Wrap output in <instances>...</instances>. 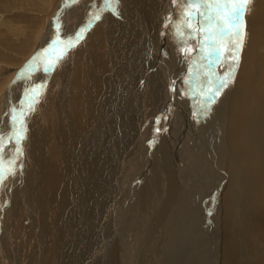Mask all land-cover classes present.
I'll list each match as a JSON object with an SVG mask.
<instances>
[{
  "label": "bare ground",
  "instance_id": "1",
  "mask_svg": "<svg viewBox=\"0 0 264 264\" xmlns=\"http://www.w3.org/2000/svg\"><path fill=\"white\" fill-rule=\"evenodd\" d=\"M64 2H70L65 14L76 9L69 30L75 32L83 18L86 26L80 28L73 44L81 42L71 49L61 74L53 75L47 90L61 80V93L52 95V90V97H47L45 107L36 109L32 122L30 116L25 119L29 136L21 148L27 157L25 191L41 220L36 238L47 241L50 264H68L62 243L71 238L72 223L75 243L85 242L84 216L72 218L68 213L74 200H82L93 218L96 209L103 212L107 206L97 201L100 166L107 163L115 172L152 139L164 153L170 143L172 157L178 158V177L171 186L176 187V194L183 187L186 200L183 215L189 222L183 223L182 248L208 228L212 251L203 252L202 261H198L199 253L198 264L212 260L213 264H264V0H252L245 11L242 39H237L234 29L229 31L225 15L217 16L216 0H152L151 8L142 6L141 13L138 9L131 13L135 23H144L149 43L141 33L109 18L89 24L87 13L97 10L93 0H39L37 10L44 13L45 22L53 17L59 20ZM1 15L0 24L4 23ZM41 34L38 47L31 51L37 50V57L52 38L50 30ZM156 60L157 70L148 75ZM228 74L231 79L221 87ZM12 77L0 88V98L6 97L5 89L6 93L11 90ZM171 109L178 115L177 131L165 137L162 122ZM39 110L46 111V121H41ZM14 118L12 111L0 118V135L7 139L15 132L13 143L20 128L12 124ZM152 122L154 135L148 131ZM13 143L0 145L2 157ZM170 202L162 206L165 211ZM51 228L47 236L45 231ZM27 239L17 244L21 263L32 264L30 250L38 239L34 243ZM201 246L198 242L192 253ZM4 256L0 250V264ZM179 257L177 250L172 260Z\"/></svg>",
  "mask_w": 264,
  "mask_h": 264
},
{
  "label": "rangeland",
  "instance_id": "2",
  "mask_svg": "<svg viewBox=\"0 0 264 264\" xmlns=\"http://www.w3.org/2000/svg\"><path fill=\"white\" fill-rule=\"evenodd\" d=\"M38 1L39 0H0V15L6 12L1 15L2 18L5 19H2L4 23L0 24V62L5 60L4 63H0V88L6 84L11 74L13 76V80L11 79L9 84L11 90L7 93L6 91H8V89L4 90V96L7 98L3 96L0 98V101L3 100L0 118L2 119V117H6V115L9 116V111H12L15 116V120L12 124L18 127L20 125L15 143H13L15 132L7 139H4V137L0 135V145H4L10 141L13 143L11 148L7 150V154L5 153L3 157L4 149H0V250L5 251V258H3V261L1 260V264H23L21 263V255L17 244L20 240V242H22L23 237L24 240L28 237L27 242L30 240V243H34L35 240L38 239L37 242L34 243V246H32V250H30L32 255L30 257L33 261L32 264H50V257L47 254L48 248L46 247L47 241L41 236L40 238H42V240L36 238L39 236V229L41 230L40 216L39 214H34L33 208L30 205L31 199L25 191V160L27 157L25 151L21 150L23 141H26L29 136V127L25 119L30 116V124L36 109L46 106L47 97H52V95L58 94V92L61 93L60 91L63 89L61 80H57L58 83L54 87L55 89H52V95V90L50 92H47V90H50L48 87L52 83L53 75L56 73L61 74V67L65 64L71 49L81 42L80 40L77 41L75 45L73 44L81 31L80 28L83 29L86 26V20L83 18L76 27L77 30L75 32L72 33V31L69 30L73 23L71 17L76 11L75 9L69 14L64 13L65 9L67 11V7L69 6L66 4H70V2H64V4H62L66 7H59L58 13L60 15L63 13V18L54 20L53 17L51 21L47 19L45 22V19H43L44 13H40L37 10ZM151 5L152 0H93L92 7L96 6L97 10H90L87 13V21H89L91 25H96L104 17L109 18L122 25L125 24L136 34L141 33L146 43H149L150 38L146 35L147 28H145L144 23H135L131 13H135L136 9L141 13L142 10L140 7L146 6L151 8ZM1 8H3V11ZM97 15H99V19L96 18ZM46 30H50L52 38L51 40L50 38L46 40L45 44H43L45 47L44 53L37 57L38 51L34 50L33 53H31V51L32 48L38 47V41L40 40L38 34H44ZM55 34L58 41L54 39ZM2 51L4 53H2ZM4 54H6V57H4ZM157 62L158 60L154 61L152 69L147 72L148 75L153 74V72L157 70L155 68ZM14 69L15 71L17 70V72H15ZM18 69L21 70L18 71ZM10 70L11 72L8 73ZM154 79L155 78L151 79V81ZM128 86H130V84ZM40 89L43 90L39 92ZM39 111V116L43 118L41 121H46V111ZM167 118L166 121L164 120L162 122V124L165 123V128L164 126V129L161 128L163 129L162 132H164L163 136L165 137L175 134L178 124V115L176 111L174 112V110L171 109ZM152 123L153 124L149 127L151 129L148 131L154 135V122ZM158 127H156L157 132L160 130ZM2 137L3 139L1 140ZM167 140H169V138H167ZM19 142H21V144ZM158 144L159 142L155 141V139L147 141L145 145H141V148L136 151L133 156L129 157V161L125 163L127 165L121 168L119 167L115 172L112 169H108L109 166L107 163L100 166L98 174L101 178L98 181L99 195L97 196V201L100 203L105 201L104 204L107 206L104 208L103 212L96 209L94 214L96 217L93 218L91 216L92 211L89 210L87 205L84 206L82 200H74L71 204V209H69L70 212L68 213H70L72 218L76 214L80 215L78 216L80 219L81 215L84 216V230L87 233L85 234L81 227L85 242L77 244L75 243V238H73L75 235L71 234L72 232H76L73 229L75 225L72 222V225L71 223L68 224L72 227L69 234L71 238L69 240L67 239V242L62 243L63 247L68 252L66 258V260L69 261L68 264H175V262L176 264H193V262L194 264H198L196 257L199 253L201 259H198V261H202L203 252L206 254L208 251H212L210 248L211 241L207 243L208 228L200 230L195 234V237L198 234L199 236L194 240H190L192 244L188 247L183 245L182 248L180 242L182 241L183 225L189 222L187 219L185 220L186 215H183L184 212L187 211L186 200L184 198L183 187L180 189L178 188L180 193L178 191L176 194V187L171 186L172 180H177L178 177V167L175 164L178 158L177 156L172 157L171 153L173 146L171 147L170 143L167 144L168 146L166 145L168 151L166 150L165 153L160 151L162 149ZM185 172L186 171H183L182 173L186 174ZM180 185L181 183L179 187ZM170 200V205L165 211V208L163 209L162 206ZM84 208L85 210H89L90 213H86L83 210ZM97 211L99 212L97 213ZM10 216L11 218H9ZM35 217L36 220L34 219ZM178 217L181 219L179 220ZM66 219L68 220V218ZM95 221L96 224H92L93 222L95 223ZM24 228H26V231H24ZM53 230L54 229L51 228L50 231H45L46 235H51ZM190 230H192V228ZM210 237H212V232L210 233ZM130 241L131 243H129ZM198 242H202L204 247L201 246L200 251H197L195 254V245L198 244ZM12 244L13 250L11 252ZM131 244L133 246H131ZM177 244L180 245L173 248V246ZM128 247L129 249L131 248V251L127 250ZM100 248L102 249L99 250ZM151 249H153V251ZM193 249L194 252L192 253ZM177 250L178 256L180 257L172 260ZM115 253L116 255H114ZM188 255L191 257H188ZM118 256L120 257L118 258ZM128 259L129 261L131 260L130 263ZM212 261H210L209 264H213ZM206 263L207 261H205V264Z\"/></svg>",
  "mask_w": 264,
  "mask_h": 264
},
{
  "label": "snow or ice",
  "instance_id": "3",
  "mask_svg": "<svg viewBox=\"0 0 264 264\" xmlns=\"http://www.w3.org/2000/svg\"><path fill=\"white\" fill-rule=\"evenodd\" d=\"M251 3L252 0H216L217 16H226L231 26L229 31L234 29L237 39H242L243 16ZM96 18L99 19V15ZM221 31H223L222 28ZM230 79L231 75L228 74V78L221 82V87L227 86Z\"/></svg>",
  "mask_w": 264,
  "mask_h": 264
}]
</instances>
